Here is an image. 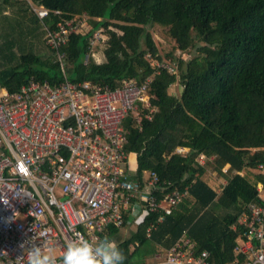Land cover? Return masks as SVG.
Masks as SVG:
<instances>
[{"label": "trees", "instance_id": "trees-1", "mask_svg": "<svg viewBox=\"0 0 264 264\" xmlns=\"http://www.w3.org/2000/svg\"><path fill=\"white\" fill-rule=\"evenodd\" d=\"M40 7L49 14L41 18ZM83 16L90 28L79 26L61 47L63 72L46 27ZM153 25L167 32L180 54L159 53ZM96 33L104 38L96 40ZM98 45L105 59L89 60ZM65 76L111 88L125 79L147 83L152 104L142 111L141 125L126 122L132 178L157 173L167 188L156 191L158 200L174 188L185 193L172 213L149 212L137 230L109 228L103 238L130 231L116 243L124 264H150L135 257L141 246H158L151 257L183 236L208 250L213 264L242 260L235 225L251 202H262L258 185L264 184V174L248 177L264 163V0H0V86L14 92L31 77L58 83ZM177 82L182 88L173 96L169 88ZM211 165L225 178L219 192L207 181Z\"/></svg>", "mask_w": 264, "mask_h": 264}, {"label": "built area", "instance_id": "built-area-1", "mask_svg": "<svg viewBox=\"0 0 264 264\" xmlns=\"http://www.w3.org/2000/svg\"><path fill=\"white\" fill-rule=\"evenodd\" d=\"M35 10L41 18L49 14L44 7ZM74 20L46 27L63 72L66 53L60 49L82 26ZM150 104L147 83L126 79L116 88L68 76L58 83L31 77L14 92L0 86V264H28L32 241L44 255L55 251L51 257L61 264L69 240L96 244L112 226L137 230L149 212L172 213L185 193L174 188L158 200L155 193L167 189L165 183L155 172L133 179L126 150V122L132 118L141 125ZM255 170L264 174V163ZM259 185L262 202H251L235 225L241 228L235 252L243 259L228 264H264V184ZM150 264L213 263L208 250L183 236L155 253Z\"/></svg>", "mask_w": 264, "mask_h": 264}, {"label": "rangeland", "instance_id": "rangeland-1", "mask_svg": "<svg viewBox=\"0 0 264 264\" xmlns=\"http://www.w3.org/2000/svg\"><path fill=\"white\" fill-rule=\"evenodd\" d=\"M81 21V25L85 28V30H89L90 28V19L87 16H83L80 18ZM150 31L152 32L155 41L158 44L159 47V53L167 58V54L171 53L172 51L175 52L176 54H180V50H178L176 48V43L174 42V40H172L169 35L167 34V32L161 28L158 25H153L149 27ZM36 35V40L37 42H39V46H40V51L41 53H46L48 51L47 47H46V43H45V39H44V35L43 33H35ZM102 46V45H100ZM98 45V47H95V51L89 56L91 61H102L105 59L104 56V52ZM176 48V49H175ZM169 59V58H168ZM181 85L177 82L171 85V87L169 88V93L173 96H177L180 93L181 90ZM205 158L201 157L200 158V162L204 163L205 162ZM131 165L133 163H135V159H132V162L130 161ZM208 170L206 172V177H208L207 181L208 183L214 187L218 192L221 191V187L220 184L224 183L225 178L223 177V174H221L217 169L213 170V166H207ZM224 173H228V171L223 170ZM241 173H245L244 171ZM258 173L256 170L252 169L251 172H248V177L250 180L253 181V176L254 174ZM260 187V185H259ZM130 230V229H129ZM128 229H121L114 237V241L115 243L120 242L122 240H124L125 238H127L130 234V231ZM158 246L154 245L151 242H148L147 244L141 246L139 248L138 253L136 254V258H141V259H145L148 260V262H151V258L153 257V255L150 257L149 255L152 254V252L154 250H157ZM56 252L53 251L51 253H49V256H53L55 255Z\"/></svg>", "mask_w": 264, "mask_h": 264}, {"label": "clouds", "instance_id": "clouds-1", "mask_svg": "<svg viewBox=\"0 0 264 264\" xmlns=\"http://www.w3.org/2000/svg\"><path fill=\"white\" fill-rule=\"evenodd\" d=\"M7 204V201L4 200ZM24 247V245H21ZM28 251V264H56V260L44 255L32 241ZM125 256L118 245L108 237L93 244L78 237L66 242L61 264H124Z\"/></svg>", "mask_w": 264, "mask_h": 264}, {"label": "crops", "instance_id": "crops-1", "mask_svg": "<svg viewBox=\"0 0 264 264\" xmlns=\"http://www.w3.org/2000/svg\"><path fill=\"white\" fill-rule=\"evenodd\" d=\"M223 170H226V171H228V170H227V168H224ZM242 174H243V173H242Z\"/></svg>", "mask_w": 264, "mask_h": 264}]
</instances>
